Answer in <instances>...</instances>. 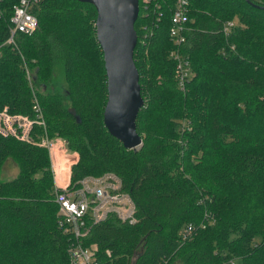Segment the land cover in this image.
<instances>
[{
  "label": "trees",
  "instance_id": "trees-1",
  "mask_svg": "<svg viewBox=\"0 0 264 264\" xmlns=\"http://www.w3.org/2000/svg\"><path fill=\"white\" fill-rule=\"evenodd\" d=\"M173 3L164 0L159 13L139 7L134 25L137 149L103 122L107 79L91 3L45 0L36 30L17 33L14 46L4 44L0 21V110L32 116L34 90L47 135L79 154L72 182L106 171L121 177L137 222L110 216L91 225L84 243L97 247L99 264H131L135 254V264H264V0H188L184 91L170 56ZM227 21L234 26L225 36ZM57 65L66 97L47 89ZM6 168L17 172L3 180ZM55 194L47 150L0 134V264H68ZM188 223L195 231L180 242Z\"/></svg>",
  "mask_w": 264,
  "mask_h": 264
},
{
  "label": "built area",
  "instance_id": "built-area-1",
  "mask_svg": "<svg viewBox=\"0 0 264 264\" xmlns=\"http://www.w3.org/2000/svg\"><path fill=\"white\" fill-rule=\"evenodd\" d=\"M44 1L17 0L10 5L8 0H0V21H6L8 30L4 44L14 46L17 33L31 34L36 30V8ZM163 2L164 0H141L139 7L143 14H149L150 10H157L159 13ZM188 5V0H174L168 31L170 39L177 47L170 56L176 64L177 86L182 91L185 90L192 74L187 55L179 51L180 47L185 46V33L189 28ZM156 19H159V15ZM233 26L232 21L224 24L225 36L230 35ZM32 93V116L10 113L7 107L0 110V134L30 142L47 150L56 188L54 201L58 205L57 225L70 240L68 264H99L97 247L84 243L91 225L105 221L110 216L133 225L137 222L135 203L131 195L123 189L122 179L115 172L88 175L76 183L72 182L71 169L77 163L75 154L66 151L63 139L47 135L42 108L35 91L32 90ZM34 125L42 127L44 132L34 133ZM195 228L192 223L183 225L177 232L179 241H186ZM230 264L235 262L231 260Z\"/></svg>",
  "mask_w": 264,
  "mask_h": 264
},
{
  "label": "water",
  "instance_id": "water-1",
  "mask_svg": "<svg viewBox=\"0 0 264 264\" xmlns=\"http://www.w3.org/2000/svg\"><path fill=\"white\" fill-rule=\"evenodd\" d=\"M96 9V39L102 50L107 79L103 122L107 131L127 149H137L141 136L136 117L143 106L139 74L133 53L137 44L135 22L139 0H78ZM139 254L131 259L135 264Z\"/></svg>",
  "mask_w": 264,
  "mask_h": 264
},
{
  "label": "rangeland",
  "instance_id": "rangeland-1",
  "mask_svg": "<svg viewBox=\"0 0 264 264\" xmlns=\"http://www.w3.org/2000/svg\"><path fill=\"white\" fill-rule=\"evenodd\" d=\"M48 91L54 92V93H58L64 97H66V85L62 76V70L61 67L59 65H57L56 70L54 71V75L51 78L49 84H48ZM53 137H59L61 139H63L65 141V149L68 152L74 153L75 154V158L78 161L79 160V154L76 150L70 149L67 146V142L64 138H62L59 135H53ZM17 170L15 168H6L4 170V172H1V178L3 180H7V179H11L12 177H14L16 175ZM235 264H241V261L239 259H235L234 260Z\"/></svg>",
  "mask_w": 264,
  "mask_h": 264
}]
</instances>
